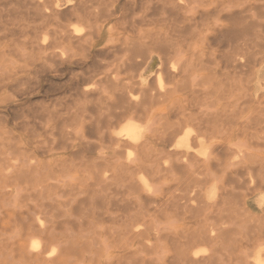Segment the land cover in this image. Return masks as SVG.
<instances>
[{"label": "bare ground", "instance_id": "6f19581e", "mask_svg": "<svg viewBox=\"0 0 264 264\" xmlns=\"http://www.w3.org/2000/svg\"><path fill=\"white\" fill-rule=\"evenodd\" d=\"M5 1L6 0H0V7L2 9V12L3 10L8 8H6L5 6V9L2 8L3 2ZM15 1L19 2L20 0ZM85 1L87 2V0ZM139 1L140 2L138 3L135 0H132L129 10H127V12L122 15V20H124V22L122 21L124 23V27L121 26V28L123 27L122 32L124 35H126L125 45L129 47V49L126 48V50L128 49L127 52L131 51L132 53L130 57L132 62L131 65H128V68L131 67V69H134L138 67L136 69H138V71L140 70L139 72H137V78L139 80L135 82L134 86L136 85V87L143 92V99L138 100L137 97L134 98L133 92L135 91L125 89L126 84H124L123 82L122 83L125 86L117 80L112 81L111 78H106L99 81V83L105 82L104 85H99L103 86L101 90L96 89L95 87V89L93 88V90H86L83 93L85 99L86 97L90 96L91 91L95 92V94L98 95V104L95 103L97 102L95 101L97 99L96 97V99L94 100L91 99L90 103L92 102V100L94 102L91 103L90 106L88 105L89 103L86 102V104L77 108L75 111H69L66 108L65 113H62L60 110H55V108L54 110L51 107L50 109L52 110H43V108V111L40 113L38 112L39 114L36 117L40 119H37V122L41 121L39 123L43 124L44 126L45 122L43 123L42 120H44V114L46 113V127L44 126V128L42 126V128L40 129L42 132L39 131V134H36L37 129L35 131L34 129L33 131L29 129L32 134H35H30V140L27 141L26 148H24V151L30 152L31 154L29 157L31 161L29 163V166L27 163V166L29 168L28 170L33 174L35 181L36 179H38L39 182H41V191L47 190V188L49 187V183L47 184L46 182L51 179L56 180L58 184L61 183L63 188L69 187V191H72L71 189L76 188V183L72 182L73 179L71 180L72 177L70 173L74 170L76 162L78 161L80 163V166L83 167L82 171H75L76 174L80 173L78 174V177H81V179L77 177L80 185L78 194H83L87 197L88 195L93 193L92 197L95 196V198L91 197L92 200L89 198L90 202H96V200L93 199H97L98 197V200H100V202L96 218L102 224L109 225L107 227H104L105 229L113 231L116 230L115 232L117 234H119L120 232L124 236L146 237L145 240L148 243L146 245V248L148 249L149 245V250H154V246L150 244L154 237L156 238L158 243L162 240L160 232L162 230L164 231L166 228H161L160 226L163 225L164 227H167L171 219L175 217L173 215L174 211L179 213V211L183 209L184 212H188L189 214H191L193 211L200 212L199 209L201 210L206 206L225 203L222 206L223 208L226 204H231L233 205V207L228 205L229 207H232L231 211L229 209L231 217L229 216L226 222H222L221 224L218 223L219 227L216 230L217 235L214 226L213 228L207 229L202 225L200 228L194 229L191 232H185V234H183L182 236V240L171 243H174V245H171L173 249H168L169 256H165L163 264H167L169 259V264H193L204 260V258L200 260V256L203 252L195 251V248L193 247L202 245L203 243H211L210 245H212L215 241H217V245L220 243V248L222 252L224 251L223 253L229 255V253L227 252H231L232 257L237 259V262L235 264H264V162L262 161L263 163L257 164V158L253 157V154L251 155V152L250 154L246 152L247 150L251 151V146H249V144H247L244 140L250 129L257 130V128L255 127H257L261 122L264 121V109H261V107H264V100L260 101L258 100L259 98L256 99L255 94L252 90L254 88L255 81L257 82V80L263 78L264 57H262L261 59L259 58L260 60L254 59V64L253 61H251V50L253 49V47H258L259 49V45L261 46V44L256 45L259 43H257V41L260 40L261 42L264 39V0H217L213 2V5L211 4L210 6H203L201 9H198V7L190 8V6L196 2H203L202 0H200V2L199 0H152L154 1V3L149 2V0H144L145 2L143 0ZM58 2L59 0H52L49 3L51 4L52 8L56 10ZM88 2H91V10L90 12L88 10L89 15L84 14L86 15V17L88 15L87 18H89V22L85 21V23H88L89 28V32L85 37L79 35L75 36L73 35V33V36L71 37V35L67 34L66 31L64 32V34H58V30L56 28L48 29L46 26L45 28H42L43 31L39 33L40 35L37 34V36L35 32L40 31L39 28L42 25L39 27L30 28L28 26L29 23L20 24V22L18 21V26H16L24 35H26L31 30L33 33V31L38 29L34 32V37L28 38L26 43L32 51L35 49H37L38 51V57L36 60L35 58H33V61H38L42 65V68H44L45 66H47L46 63L52 62L55 59L57 60V58H61L62 53H64L65 50L69 52L73 51L75 48L74 45L76 43L82 44V41H85L84 43L88 42L86 41L87 37L93 36V39L94 36L99 38L102 37L103 28H105V25L111 20L108 18H113L117 14L119 1L89 0ZM29 4L33 7H36V9L38 10V13L37 10H30L31 12H36L32 13L33 15L35 14V16H37L36 19L39 17V15L41 17L42 12L39 9L43 8L45 2L43 4L41 1H37L36 3ZM87 5H89V3ZM103 6H106V9L111 8V11L108 10V14L107 12L106 15L103 13L105 16H107V19L102 16V12L105 9V7ZM221 6L222 8L220 9ZM26 7L29 8L30 6H27L26 4ZM53 9L51 10L52 12L54 11ZM13 10L15 9H12L11 11ZM19 10L21 9H18V11ZM45 10L49 12L48 9ZM81 10L79 8V10L76 11L80 12ZM9 12L7 13L8 16L11 13ZM16 12L17 11H15V14ZM26 12H28V10L24 11L25 14H27ZM84 12H86V10H84L82 13ZM217 13L221 14V16L219 14L218 16ZM18 14L23 13L21 11ZM100 15L101 17L105 18V20H103L101 23H98ZM5 16L6 14L3 16L4 20L6 19ZM20 16L18 15V17ZM212 16L216 17V22L218 21V16L219 20H221V18H225L227 19V21H231V23L229 25H220L218 27L217 24L211 25L210 23H208V20H210V17L213 18ZM44 17L47 18L45 19L46 23L44 24L53 26L50 23V18L47 17V15ZM11 18H9V20ZM78 20H76V22ZM91 20H93V23ZM211 20H214V18ZM55 21L56 20H54L53 18L52 23L55 24ZM56 24L57 27H59V23ZM1 25L2 24L0 23V27ZM55 26L56 25H54V27ZM11 33L14 34L15 32L11 31ZM223 33H226L227 36L229 35V39L227 42L229 51L225 52L224 55H222L224 61L217 63V35L223 36ZM2 35L1 38L4 37ZM68 35L69 37H67ZM253 37H255V39ZM93 39L89 38V49H92L90 44H93ZM118 40L119 39H115L112 42L114 43V41L116 42ZM253 40H256V42H253ZM18 43L25 44V42ZM25 46L26 45H24V47ZM122 47L123 45L120 48ZM206 47L208 49H211L208 57H205L206 53L204 50L206 49ZM262 47L264 49V46ZM120 48L118 50H121ZM18 49L20 50L21 48H19L18 46ZM22 49L24 50V48ZM109 49L110 47H107L105 51ZM58 50H60V52H58ZM82 51H84V49H82ZM124 51L122 52L124 53ZM120 59H118V61H120ZM21 60L23 59L21 58ZM209 60H211L213 68H209L207 66L211 65L209 63ZM63 61L64 60L62 59V62ZM35 62L32 65H34ZM41 62H43V64ZM256 62H258L257 65H255ZM111 63L113 65L114 62ZM49 64L51 65V63ZM43 65L45 66L43 67ZM39 67L40 66H38V68ZM119 67L120 66H118V69ZM124 67L126 68V66ZM202 68L205 71V75H197L199 69ZM182 69L183 71H181ZM222 69H224L225 72L222 73ZM121 70L122 69H119L120 73ZM150 74H153V77L152 80L150 82L148 81L147 83V78ZM10 76L11 75H9V77L7 76L9 81L8 84L11 83ZM166 78L170 79L169 88L166 86L168 85V83L166 84L165 82ZM2 80L3 79H1V82ZM93 80L94 79L92 78V82ZM146 83L148 85H146ZM24 85L25 84H23L22 86ZM110 85L111 91L109 90L110 87H108ZM93 86H96V84H94ZM132 89H135V87ZM22 90H24V88H22ZM22 90L20 91L22 92ZM111 100L114 101L110 102ZM104 101L107 103H104ZM147 102H154L153 104H155V102H160L165 107H167V110L165 111L164 108H162L163 114L165 116V122H163L160 125V128L157 129L156 132H158V136L154 141L153 137L147 138L145 130L140 129L137 126V122H135L136 112H133L132 116H130L131 106L137 108H146ZM254 102L258 103L257 108L259 109L257 111H254L255 116H252V112L250 110ZM94 103L97 105H93ZM66 106L68 107V104ZM73 106L75 108L77 105ZM113 106L117 107H114L113 110L116 111V109H118L119 113L112 112ZM54 107H56V104ZM145 108H143V110H145ZM71 109L73 108L71 107ZM134 109L135 108H133V110ZM246 114H250V116L246 117L247 120L244 121V123L238 129L230 128V126L228 128L229 132H227V134H229V137L227 136V139L239 138L241 140L238 144L239 148L237 149L240 151L239 153H243L242 155H240L242 156L241 161H243V166H240L239 169L234 171H227V167L221 168L220 170L222 174L219 175V171H213L210 158V155H212L211 149L213 150L215 148L214 143L213 145L206 146V142L210 138H221L222 136H226V132L223 133L224 130L221 129L222 127H219L221 123L217 127V123L224 120H221V118H227L228 120L226 121L231 120L232 123H238V120L245 117ZM172 116L174 118L178 117L176 118L177 120L175 122H170ZM77 119L79 120V124L76 123ZM217 119H220V121L218 122ZM122 122L125 124L120 126L121 124H123ZM67 123H69V125H67ZM148 123L149 122L147 121V124ZM31 125L34 126V123ZM118 126H120V128L117 129L116 132H113V130L115 131ZM148 126L146 127V129H149L151 127L150 124ZM261 130L264 131V129ZM261 130L255 132L257 133L256 136H260L262 133L264 134V132ZM43 133L46 135L45 138H43ZM92 137H95L97 139L96 144H92L91 142H89V139ZM35 138L37 139L36 141L34 140ZM76 141H78L79 144ZM107 142H109V146H105V143ZM37 150L42 154H47L49 160L45 164L44 162L42 163L37 159ZM55 150H62V152L55 153ZM95 151L99 152H97L94 156ZM230 153L232 152L230 151ZM28 155L29 154H27V157ZM7 157H9V155ZM230 163H228V166L230 165ZM235 165L236 164H234V166ZM215 166L216 165H214V167ZM234 166L233 168H235ZM23 167L25 168L26 166ZM171 173L173 175V178L176 177L175 179L179 182L178 187L175 188L174 191L170 192L169 188V190L167 191L161 189L157 194L153 193L156 189H153L154 191L150 192L151 181L155 179L158 180L160 179V177L167 179V175L170 176ZM124 174L126 176L124 181L122 180L124 184H121H123L122 186L125 188V190L130 193L128 194V196L132 195L133 197L125 201V203H122L124 200H121L120 197H118L121 193L120 191L115 189L116 191L114 190L110 194L108 192L112 190L110 187L115 182L120 181L119 176L122 177V175ZM149 175L151 176V178H149ZM136 176L139 178L136 179ZM180 179H184L185 181L186 179L192 180V183H194V187L196 188V190H189L190 187L188 188L185 186L186 188H188L187 192H190L188 193V196L184 193L181 194L183 190L180 189L182 188V185L184 186L185 181H180ZM228 179V183L230 184V186L232 184L234 185L226 188V182ZM121 184L119 186L120 189H124L123 187H121ZM58 186L59 185L55 184L53 186H50L49 189L55 191L53 188H57ZM191 187H193V184L191 185ZM38 188L39 186L35 189ZM38 190H40V188ZM138 190L140 192H137ZM144 190L146 191V195L142 194ZM191 193L194 194L189 197V194ZM122 194L124 195V193H121V195ZM71 195H73L74 199L77 198L75 193H72ZM53 196L54 195H52V197ZM61 196L62 195L60 194V197ZM68 196H70V194H68ZM250 196L254 198L252 203L247 201V198H249ZM53 199L54 197L49 201L52 203ZM55 200L57 201V199ZM43 202L46 201L43 200L42 203ZM71 202H73V200H71ZM193 203L195 205H193ZM14 207L15 206H12V208ZM89 209L91 210V208ZM75 210V206H69L67 212L70 213L74 212ZM125 210H133L134 214H130L128 217L124 216L125 219L127 218V220L124 221L123 224H120L118 228H116L119 223V221L116 220L119 216L117 215V213ZM184 212L180 213L184 214ZM201 212L203 213V211ZM90 214L92 215V213ZM200 214H197L198 217H201ZM216 214L218 215V213ZM237 215L238 217H241L239 218V221ZM31 216L35 215L33 214ZM221 216L227 217V215ZM191 218H193V214L191 215ZM217 219L220 218L218 217ZM161 220H164V223H161ZM216 222H218V220H216ZM46 223H48V221ZM236 223L238 225H236ZM112 224L113 226H111ZM204 224L206 223L204 222ZM230 225L233 226V228H229ZM241 225L245 226V228H242V235L244 237L239 236L240 238L238 240L236 239V235L239 233H234V230L235 232H239V227H242ZM237 226L239 227L237 228ZM122 227L124 228L122 229ZM250 232L252 233L251 235ZM70 235L72 236V234ZM232 235H235V238L231 237ZM227 236H230L231 238L227 239ZM226 240H229V242H226ZM244 240L247 244L246 246L251 244L254 249H252L251 251L245 250V242H243ZM95 245L96 248L97 243H95ZM30 246L32 250L39 249L38 244H31ZM120 246H122V244H120ZM160 251L162 253L163 250ZM41 252L42 251H40L39 253ZM49 258H52V256ZM219 258L220 257H218V259ZM220 259H222V257ZM58 262L60 264H66V259L61 258L58 260ZM207 264L210 263L208 262ZM229 264H232V262H230Z\"/></svg>", "mask_w": 264, "mask_h": 264}, {"label": "rangeland", "instance_id": "374dc122", "mask_svg": "<svg viewBox=\"0 0 264 264\" xmlns=\"http://www.w3.org/2000/svg\"><path fill=\"white\" fill-rule=\"evenodd\" d=\"M27 1L29 3H36L37 1H41L43 4L45 2V4L47 6L44 4L43 8H41L42 10L39 9L42 12L41 17L39 15V17L36 19L37 16H35V14L34 15L32 14V13H36V12H34V11L31 12L33 9L36 11L37 10L36 7H33L32 5H30ZM51 1L52 0H49V1H47V0H20L19 1L20 4H19V2H16L15 0H6L5 2H3L2 8L3 9H5V7L6 8L8 7V8L3 10L4 13L2 12V9L0 7V19H1L0 23L2 25H4V26L1 25V27H0L2 34H3L2 35L1 31H0V69H1L0 73L2 72L1 73L2 76L0 75V77H1L0 78V121H1L0 122V164H1L0 165V167H1L0 168V264H60L58 262V260L61 258L66 259V264H130V262H131V264H163L165 256H167V255L169 256V250L168 249H173V247H171V245H174V243L173 244H171V243L176 242L178 240H182V236H183V234H185V232H187V233L191 232L194 229L200 228L202 225L204 226V228L206 227L207 229L213 228V226H214V229H215V232L217 235L216 230L219 227L218 225L221 224L222 222H226V220L229 216L231 217L230 211H231V208L233 207V205H231V204H226L227 206L225 205L223 207L225 210L222 208V206L225 203L224 204L219 203L218 205L215 204L213 206L203 207L201 210L199 209L200 212L193 211L191 214H189L188 212H184L183 209H181V211H179V213L174 211L173 215L175 217L171 219V221L169 222L167 227H164L163 225L160 226L161 228H166L164 231L162 230L160 232L161 236H162L161 237L162 240L158 243L155 237L152 239L150 244L154 246V250H149V245H148V249L146 248V245L148 244L147 241L145 240L146 237L124 236L120 232H119V234H117L115 232L116 230L113 231V230L105 229L104 227H107L109 225L108 224H102L96 218L98 206H99V202H100V200H98V197H97V199H93V200H96V202L95 201L90 202V199L92 200V198H95V196L92 197L93 193L88 195L87 197L83 194L82 195L78 194L80 185H79V180H77V177H78V174H80V173L76 174L75 171H82V168H83L82 166H80V163L78 161L76 162V166H75L76 169L74 168V170L71 171V173H70L71 177H72L71 180L73 179L72 182L76 183V188L71 189L72 191H69L70 190L69 187L63 188L61 183L58 184L56 180L51 179L52 181L49 180L46 183L47 184L49 183L48 184L49 187L53 186L55 184L59 185L57 188H53L55 191H53L52 189H49V187L47 188V190H43L44 192L41 191L42 190L41 182H39L38 179H36V181H35L33 174L30 173L28 170L29 169L28 168L29 163L31 162L29 159L31 154H30V152L24 151V148H26L27 141L30 140L31 135L35 134V133L32 134L31 131H33V129H34V131L37 129L36 134H39L40 132H42L40 129L42 128L43 124L39 123L41 121L37 122L38 118L36 117L40 112H42L45 109L52 110V109H50V107L53 108V110H54V108H55V110H60L62 113H65L66 108L69 111L70 110L75 111L77 108L86 104V102L89 103L88 105L90 106V104L94 102L93 100L96 99V97L98 95H96L95 92L91 91L90 96L85 98L86 100H88V101H86L84 99L85 96L83 95V93L86 90H93V88L95 89V87H96V89L101 90L103 88V86H99V85H104L105 82H102L103 83L102 84V83H99V81L101 79H106V78H109V79L111 78L112 81L117 80L121 84H123V83L126 84L125 89L135 91V92H133L134 98L137 97L138 100L143 99V95H142L143 92L140 91L136 87V85L134 86L135 82H137L139 80L137 78V76H138L137 72H139L140 70L138 71V69H136L138 67L131 69V67L129 66L130 68H128V65L129 64L131 65V62H132V60L130 59L132 53H131V51L127 52L129 47H127V45H125L126 35H124L122 32V28L124 27V23H123L124 20H122V15L124 13H126L127 10H129L130 4L132 3V0H118L119 1V7L117 9V14L113 18H110V17L108 18L111 20L109 23H107L105 25V28H103L101 38L95 37V36H94V39H93V36L87 37L86 38V41H88V42H86L87 44L84 43L85 41H82L81 42L82 44L76 43L74 45L75 48L73 51L69 52V51L65 50V52L62 53L61 58H57V60L55 59L52 61L54 64L52 62H49V63H51V65L49 63H46L48 67L43 65V67L45 66L44 67L45 69H44V68H42V65L38 61L35 62V60L38 57L37 56V53H38L37 49L32 51L31 48H29L28 44H26L28 38H33L35 35L34 32L37 31L38 29L33 31V33L31 30L26 35H24L20 32V29H18L17 23H19V22H20V24H24V23L28 24L29 23V24H31V25L28 24V26L30 28L39 27L42 25L39 28L40 31L35 32L36 35L37 34L40 35L39 33L41 31H43L42 28H45V26H46L48 29L56 28L58 30L57 31L58 34L59 33L64 34V32L66 31V33L71 35V37L73 35H75V36L79 35V36L85 37L86 34L89 32L88 23H85V21H88V19H89V18H87L89 15L88 10L90 12V10H91L90 9V3L92 2V1L88 2L89 0H87V2L85 0H83V1L82 0H59V2L57 3L56 10H54L52 8L51 4L49 3ZM135 1L138 3L140 2L139 0H135ZM154 1H156V0H154ZM154 1L149 0V2H151V3H154ZM202 1L203 2H200V0H199L200 3H198V2L193 3L190 6V8L198 7V9H201L203 6H210L211 4L213 5V2H215L217 0H202ZM23 2H25V3H23ZM46 2H48V3H46ZM86 3L87 4L89 3V5H87ZM13 4H15V5H13ZM26 4H27V6H30L29 7L30 9L28 7H26ZM16 5H17V8L21 9V10L18 11V9L16 8ZM22 5H24V6H22ZM225 5H227V4H225ZM9 7H10V10H9ZM25 7H26V9H25ZM88 7H89V9H88ZM103 7H105V9H106V6H103ZM44 8L48 9L49 12L46 11ZM50 8H52L54 11L52 12L51 11L52 9H50ZM79 8H80V10L81 9L82 10L80 12H77L76 10H79ZM221 8H222V6L220 7V9ZM12 9H15V10L11 11ZM24 9L28 10V12H26L27 14L24 13V11H25ZM105 9L102 12V16L107 19V16H105L106 12L108 14V10L111 11V8H107L106 9L107 11ZM84 10H86L87 13L86 12L82 13ZM15 11H17L16 14H15ZM21 11L23 14H18ZM29 11H30V13H29ZM72 11H73V13H72ZM8 12L10 13V15H9L10 17L7 14ZM47 12H48V14H47ZM37 13H38V10H37ZM53 13H54V16H53ZM5 14L8 17V20H7L6 16H5L6 19L5 20L3 19V16ZM11 14H12V18H14L15 20L11 18ZM84 14H88L87 17ZM218 14L219 13H217V15ZM1 15H2V17H1ZM18 15L19 16L22 15V16L18 17ZM46 15H47V17L50 18V23L53 26H49L47 24H44V23H46L45 19H47L46 17H44ZM219 15L221 16V14H219ZM57 16H58V18H57ZM214 16H212V17L215 20L216 17H214ZM218 16H217V20L219 22L218 21L216 22V20L214 22V20H211L213 18L210 17V20H208V23H210L211 25L217 24V27L220 25H226V24L229 25L231 23V21L229 22L225 18L224 19L221 18V20H219ZM103 17H101V15H100V17H99L100 19H98V23H101L103 20H105V18H103ZM9 18H11V19L9 20ZM34 18H35V20H34ZM53 18H54V20L57 21V22L55 21V24L52 23ZM2 20H3V23H2ZM30 20H31V22H30ZM76 20H78V21L76 22ZM91 21L93 23V20H91ZM119 22H121V23H119ZM56 23H59L58 24L59 27H57ZM54 25H56V26L54 27ZM64 26H66V27H64ZM121 26H123V27L121 28ZM11 31L15 32V33L13 34V33H11ZM18 31H19V33H18ZM70 32H71V34H70ZM72 33H73V35H72ZM1 35L4 37L1 38ZM69 35L67 37H69ZM222 35L223 36L217 35V63L224 61L222 55H224L225 52L229 51L228 44H227L228 39H229V35L227 36L226 33H223ZM224 35L226 38L224 37ZM263 36H264V34H263ZM89 38L93 39L92 40L93 44H90L92 49H89V45H88L90 43ZM253 38L255 39V37H253ZM115 39H119V40L116 42L114 41V43H113L112 41ZM256 40H258V39H256ZM256 40H253V42H256ZM74 41H76V40H74ZM18 42H22V43L25 42V44L24 43L21 44ZM261 42L264 44V39ZM261 42L259 40V41H257L258 44H256V45L261 44V46L259 45V49H258V47L257 48L253 47V49L251 50V56H252L251 61H253L254 59L260 60L262 57H264V51H263L264 49L262 47L264 45ZM20 44L22 45V47ZM109 44H111V45H109ZM226 44H227V46H226ZM24 45H26V46L24 47ZM122 45H123V47L120 48ZM18 46H19V48H21L20 50L18 49ZM12 47H14V48H12ZM107 47H110V49L105 51ZM111 47H113V48H111ZM22 48H24V50ZM77 48H79V49H77ZM80 48H81V50H80ZM119 48L122 51L125 50L126 52L124 51V53H123L121 50H118ZM126 48H128V49L126 50ZM82 49H84V51H82ZM17 51H18V54H17ZM204 51L206 53L205 57H208L209 53L211 52V49H208L206 47V49ZM58 52H60V50H58ZM256 52H257V54H256ZM258 52H259V54H258ZM7 53H9V54H7ZM3 54H5V55H3ZM251 56H250V58H251ZM10 58H11V60H10ZM21 58L23 60H21ZM33 58H35L34 61L32 60ZM117 58L118 59L121 58L120 61H118ZM6 59H8V60H6ZM62 59L64 60L63 62H62ZM34 62H35V64L32 65ZM111 62H114L115 64L113 63V65H112ZM41 63L43 64V62H41ZM209 63L211 64V60H209ZM257 63L258 62H256L255 65H257ZM253 64H254V61H253ZM10 66H12V67H10ZM38 66H40V67L38 68ZM118 66H120L119 69H122L121 73L118 69ZM124 66H126L127 69ZM207 66L209 68H211V67L213 68L212 64L207 65ZM19 68H21V69H19ZM134 70L135 71L137 70V71L135 72ZM222 70H223L222 73L225 72L224 69H222ZM11 71H13V72H11ZM37 71H38V73H37ZM181 71H183V69ZM124 72H126L127 74ZM128 72H130V73H128ZM204 73H205V71L202 68V69H199L197 75L204 76L205 75ZM9 75H11L10 76V79H11L10 84H8ZM5 76H6V78H5ZM2 77H4V78H2ZM152 77H153V74H150L148 76L147 83H148V81L150 82L152 80ZM92 78L94 79L93 82H92ZM1 79H3L4 82H3V80L1 82ZM167 79H168V81H167ZM90 80H91V82H90ZM129 81H130V83H129ZM165 82H166V84L168 83V85H166V86L169 88L170 79L166 78ZM4 83H6V84H4ZM147 83H146V85H148ZM19 84L21 85V87ZM23 84H25V85L22 86ZM94 84H96V86H93ZM4 85H6V86H4ZM30 85H31V87H30ZM108 87H110L109 90L111 91V85ZM134 87L137 91L135 89H132ZM22 88H24V90H22ZM20 90H22L23 93ZM252 90H253V93L255 94L256 99L259 98L258 100H260V101L264 100V75H263V78H261L260 80H257V82L255 81L254 88ZM139 91H140V93H139ZM107 92H109V91H107ZM146 95H148V94H146ZM92 96H94V97H92ZM91 99H93V100L90 103ZM174 99H176V98H174ZM84 100H85V102H84ZM97 100H98V97L95 101H97ZM112 101H114V100H111L110 102H112ZM53 102H55V103H53ZM95 103L98 104V101ZM95 103L93 105H97ZM104 103H107V102L104 101ZM149 103L150 102H147L146 108L143 107V108H145V110H143V108H141V107L137 108V107L131 106V108H130L131 115L130 116H132L133 112H136L135 113L136 114L135 115L136 116L135 122H137L136 123L137 126L140 129H144L147 138L153 137V141H154L156 139V137L158 136V132H156L157 129L160 128V125L163 122H165L164 121L165 116L163 114L162 108H164V111H165V110H167V107H165L160 102L159 103L155 102V104H153L154 102L150 103V104ZM55 104H56V107H54ZM67 104H68V107L66 106ZM73 105H75V106L77 105V106L74 108ZM147 105H149V106H147ZM257 106H258V103L254 102L252 107H251V110H250L253 113V114L251 113L252 116L253 115L255 116L254 111H257L259 109V108H257ZM71 107L73 109H71ZM114 107H116V106L112 107V112L119 113L118 109H116V111L113 110ZM133 108H135V109L133 110ZM261 109H264V107H261ZM38 110H40V111H38ZM14 113H18V114H14ZM19 113H20V115H19ZM28 113H29L31 118L29 117ZM45 114H44V116H45L44 120L45 121L42 120V122L43 123L45 122L44 126L46 127L47 116ZM263 114H264V112H263ZM128 115H129V113H128ZM141 115H142V117H141ZM247 116L249 117L250 114H246L245 117L238 120V123L237 122L232 123L231 120L226 121V120H228L227 118L226 119L221 118V120L224 119L222 121H220V119H217L218 122L220 121L219 123H217V127L221 123L219 127H222L221 129L224 130L223 133L226 132V136H222V137L220 136L221 138H219V137L210 138L206 142V146L213 145V143H214L215 148L213 150L211 149L212 155H210V158H211V164H212L213 171H215V172L219 171L220 172L219 175L222 174L221 170H220L221 168L227 167V171H231V170L234 171V170L239 169L240 166H243L242 165L243 161H241L242 156H240L243 153L242 152L239 153L240 151L237 149V148H239L238 144L240 143L241 140L239 138L227 139V136L229 137V134H227V132H229L228 128L230 126H231L230 128H235V129L237 128L238 129L244 123V121L247 120L246 119ZM176 118H178V117L174 118L172 116L170 122H175L177 120ZM38 120H40V119H38ZM126 120H127V118H126ZM233 120H236V119H233ZM147 121L149 122L148 124H147ZM152 121L153 122L155 121V122L153 123ZM123 122H124V120H123ZM28 123H29V125H28ZM33 123H34V126L31 125ZM76 123L79 124L78 119H77ZM124 124L125 123L121 124L120 126H122ZM149 124L151 125V127L149 129L148 128L146 129V127ZM232 124H234V125H232ZM27 125H28V127H27ZM67 125H69V123H67ZM120 126H118L115 129V131L113 130V132H116V130L119 129ZM255 128H257V130L250 129L248 131V134H247L246 138H244V140L247 144H249V146H251V151L247 150L246 152L248 154H250V152H251V155L253 154L252 156L257 158V160H258L257 164H260V163L264 162V140H263L264 134L262 133L260 136H256L257 133H255V132L260 131L261 129H264V121L261 122ZM261 131H263V130H261ZM250 135H252V136H250ZM45 136L46 135L43 133V138H45ZM253 136H254V138L256 137L255 138L256 140L253 138ZM224 137H226V138H224ZM261 138H263V139H261ZM34 140L36 141L37 139L35 138ZM12 141H13V143H12ZM76 142L79 144L78 141H76ZM89 142H91L92 144H96L97 139L95 137H92L89 139ZM105 144H106L105 146H109V142H107ZM159 149H161V148H159ZM230 151L233 154L230 153ZM56 152L60 153V152H62V150L61 151L55 150V153ZM97 152H99V151H95L94 156ZM26 153L29 154L28 157H27ZM8 155H9V157H7ZM36 157L42 163L44 162V164L49 160V158L47 157V154H42L40 151L38 152V150H37ZM27 163H28V166H27ZM228 163H230V165H229L230 167L228 166ZM237 163H239V164H237ZM234 164H236V165L234 166ZM214 165H216V166L214 167ZM23 166H26V167L24 168ZM233 166L235 168H233ZM78 167H80V168H78ZM162 174H164V173H162ZM171 176H172V178H171ZM125 177H126L125 174L122 175V177L119 176L120 181L115 182L114 183L115 186L113 184L110 187L112 190L108 192L110 194L116 189V190L120 191L121 193H124V195L123 194L121 195V193L119 192L120 194L118 196V197H120L121 200H124L123 202L121 201L122 203H125V201H127L133 197L132 195L128 196V194H130V193H128L125 190V188L122 186L124 184L123 181H124ZM78 178L81 179V177H78ZM138 178L139 177L136 176V179H138ZM149 178H151L150 175H149ZM161 178L162 177H160V179H158V180L155 179L151 182L148 180L150 182V186H151L150 192H153L156 189L153 193L157 194L159 192V190L163 189L164 191H167V190H169V188H170V192H172L175 190V188L178 187L179 182H178V180L175 179L176 177L173 178L172 173L170 174V176L167 175V179H164V178L161 179ZM201 178H203V177H201ZM180 181H185V180L180 179ZM54 182H56V183H54ZM192 182H193L192 180L186 179V181L184 182V186L182 185V188L180 189V190H183V192L181 194L184 193V194H187V196H188V193L190 192V191L187 192L189 187H190L189 190H193V189L196 190V188L194 187V183H192ZM228 182H229V179L226 182V188L234 185V184H232L230 186V184ZM36 183H38V184H36ZM121 183H123V184H121ZM188 183H191V184H188ZM120 184H121V187L124 188V189L121 188L122 191L119 187ZM147 184H149V183H147ZM192 184H193V187H191ZM38 186H39L40 190H38L39 188L35 189ZM116 186H118V187H116ZM185 186L188 188H186ZM157 189H158V191H157ZM48 190H50V191H48ZM137 192H140V191L138 190ZM62 193H65V194H62ZM72 193L76 194V197H77L76 199H74L73 195H71ZM60 194L62 195L61 197H60ZM68 194H70V196H68ZM142 194L146 195V191L144 190ZM192 194H194V193L189 194V197ZM47 195H48V197H47ZM52 195H54L53 196L54 199H53V202L51 203L49 200L53 198ZM79 196H81V197H79ZM42 198L46 202L42 203V201H43ZM44 198H46V199H44ZM29 199H31L32 201ZM55 199H57V201ZM71 200H73V202H71ZM253 200H254V198L251 196L249 198H247V201L250 203H252ZM11 205L15 206V207L12 208ZM147 205H148V203H147ZM193 205H195V204L193 203ZM228 205L232 206V207H229ZM69 206L70 207L75 206L76 210L74 212H70V213L67 212V209L69 208ZM94 207H95V209H94ZM89 208H91V210ZM205 209H206V211H205ZM229 209H230V211H229ZM87 210H88V212H87ZM201 211H203V213ZM89 212L92 213V215ZM125 212H127V213H125ZM133 212H134L133 210L132 211L125 210V211H122L120 213H117V215H119V216L116 220H118L119 223H118L116 228H118L120 226V224H123L124 221L127 220V218L125 219L124 216L128 217L130 214H134ZM180 212L181 213L184 212V214H181ZM198 213L199 214L201 213L200 214L201 217H198V215H197ZM216 213H218V215ZM33 214L35 216H31ZM192 214H193V218H191ZM46 215H48V216H46ZM84 215H85V217H84ZM221 215H223V216L227 215V217L224 216L225 217L224 218ZM213 216H215V217H213ZM216 217L217 218L219 217L221 220L217 219ZM206 218H208V219H206ZM237 218L239 221V218H241V217H238V215H237ZM222 219H224V220H222ZM216 220H218V222H216ZM47 221H48V223H46ZM77 221H79V222H77ZM204 222L206 224H204ZM161 223H164V220H161ZM212 223H214V224H212ZM46 225H47V227H46ZM236 225H238V224L236 223ZM111 226H113V224ZM230 226H229V228H233V226H231V227ZM241 226L242 227L237 226V228L238 227L240 228L239 232H235V230H234V233H239L236 235V239H238V240L240 238L239 236H243L242 235V233H243L242 228H245V226H243V225H241ZM123 228L124 227H122V229ZM234 229H235V227H234ZM52 230H54V231H52ZM244 232H245V229H244ZM70 234H72V236ZM251 234L252 233L250 232V235ZM81 236H83V237H81ZM231 237L235 238V235H232ZM231 237L227 236L226 238L230 239ZM121 238H122V240H121ZM93 242H94V244H93ZM226 242H229V240H226ZM243 242H245V240ZM95 243H97L96 248H95V246H96ZM31 244H38L39 249L38 250H32L31 246H30ZM120 244H122L123 247L120 246ZM159 244H160V247H159ZM210 244L211 243H203L202 245H198L196 247H193V248H195L194 249L195 251H199V252L202 251L203 252L202 255L200 256V260L204 258V260H201V261H199L197 263H193V264H204V263L207 264L208 262L210 264H229L230 262H232V264H235L237 262V259L232 257L230 251L227 252V253H229V255L228 254L226 255L225 253H223L224 251L222 252V250L220 248V243L217 245V241H215L213 243L214 245L212 244L213 246ZM246 245L247 244L245 242V244H244L245 250L251 251L252 249H254V247L251 244H249L248 246H246ZM216 247H217V249H216ZM160 250H163L162 253ZM167 250H168V253H167ZM40 251H42V252L39 253ZM217 255H219V256H217ZM51 256H52V258H49ZM140 256H142V257H140ZM216 256H217V258H216ZM218 257H220V258L222 257V259H220V258L218 259ZM169 261H170V259L168 260L167 264H169ZM220 261H221V263H220Z\"/></svg>", "mask_w": 264, "mask_h": 264}]
</instances>
